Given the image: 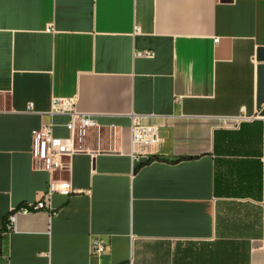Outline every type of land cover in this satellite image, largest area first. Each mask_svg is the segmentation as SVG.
Returning a JSON list of instances; mask_svg holds the SVG:
<instances>
[{
  "label": "crops",
  "instance_id": "obj_1",
  "mask_svg": "<svg viewBox=\"0 0 264 264\" xmlns=\"http://www.w3.org/2000/svg\"><path fill=\"white\" fill-rule=\"evenodd\" d=\"M261 47L264 0H0V264H264ZM54 96L98 126L57 172L54 212L5 231L47 186L32 133ZM133 114L158 129L149 158L132 156Z\"/></svg>",
  "mask_w": 264,
  "mask_h": 264
},
{
  "label": "built area",
  "instance_id": "obj_2",
  "mask_svg": "<svg viewBox=\"0 0 264 264\" xmlns=\"http://www.w3.org/2000/svg\"><path fill=\"white\" fill-rule=\"evenodd\" d=\"M47 31H52L51 24L47 25ZM139 31L138 25L134 26L133 32ZM154 51L150 48L133 50V56H153ZM50 119L44 121L39 128L32 133V158L38 167L46 169L49 173L47 186L41 197L34 201H25L17 207L10 209L5 215L3 228L11 231L14 227L16 213H26L37 209H48L54 212L50 206V198L54 192L66 194L70 190L69 182L57 177V172L67 168L69 162L66 156L82 149L81 142L89 127L98 126L88 113L79 112L74 108V97L54 96L51 100L50 110L47 112ZM54 113H68L70 118L66 122L69 135L62 137L53 134ZM159 141L158 129L155 125L143 123L138 115L131 116L130 142L132 156L136 159L149 158L153 155L155 145ZM106 242L100 237L92 239L89 247L90 255L98 257L106 252Z\"/></svg>",
  "mask_w": 264,
  "mask_h": 264
},
{
  "label": "water",
  "instance_id": "obj_3",
  "mask_svg": "<svg viewBox=\"0 0 264 264\" xmlns=\"http://www.w3.org/2000/svg\"><path fill=\"white\" fill-rule=\"evenodd\" d=\"M257 52H258L257 53V58L258 59H263L264 58V54H263L264 53V47H261L260 49H258ZM263 100H264V88H262L261 91L258 93V104L261 103V101H263ZM259 113L261 115H264V105L260 109Z\"/></svg>",
  "mask_w": 264,
  "mask_h": 264
},
{
  "label": "trees",
  "instance_id": "obj_4",
  "mask_svg": "<svg viewBox=\"0 0 264 264\" xmlns=\"http://www.w3.org/2000/svg\"><path fill=\"white\" fill-rule=\"evenodd\" d=\"M148 160V159H147Z\"/></svg>",
  "mask_w": 264,
  "mask_h": 264
}]
</instances>
